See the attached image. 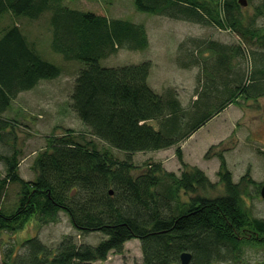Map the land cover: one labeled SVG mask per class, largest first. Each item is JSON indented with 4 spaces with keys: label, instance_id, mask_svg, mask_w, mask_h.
Here are the masks:
<instances>
[{
    "label": "trees",
    "instance_id": "trees-1",
    "mask_svg": "<svg viewBox=\"0 0 264 264\" xmlns=\"http://www.w3.org/2000/svg\"><path fill=\"white\" fill-rule=\"evenodd\" d=\"M64 2L0 0V21L6 15L12 18L0 26V144L7 146L0 150L5 171H0V239L3 231L17 232L33 218L40 224L57 222L61 211L78 232L105 236L93 245L64 235L55 248L31 236L4 248L0 264H92L107 259L111 251L121 252L135 238L141 241V264H182L183 251L192 253L189 264H212L239 257L244 245L264 246V218L252 215L244 202L247 185L255 182L250 171L234 181L226 156L217 152L225 192L211 195L216 182L184 161L180 146L228 103L264 94V24L257 25V18H264V0L254 4L253 15L244 14L246 5L239 0H134L139 11L209 23L240 36L239 43L231 44L193 39L185 53L191 58L182 65L198 64L202 74L189 106L174 88L158 91L150 86V61L121 67L101 63L121 49H145L149 41L143 23ZM46 12L50 46L65 61L80 63L75 62L80 66L69 103L105 145L81 139L71 128L52 133L34 158L35 177L29 180L20 173L23 150L16 138L21 123L6 113L19 94L64 71L37 47L28 23L20 22ZM175 145L180 174L162 162L137 167L133 160L137 151ZM12 184L20 188L15 203L8 201Z\"/></svg>",
    "mask_w": 264,
    "mask_h": 264
},
{
    "label": "rangeland",
    "instance_id": "rangeland-1",
    "mask_svg": "<svg viewBox=\"0 0 264 264\" xmlns=\"http://www.w3.org/2000/svg\"><path fill=\"white\" fill-rule=\"evenodd\" d=\"M245 15H253L254 4L246 0ZM72 8L92 10L114 18H126L137 23H143L147 30L149 45L142 50L121 49L101 63L108 66H125L150 61L148 83L158 91L166 87L174 88L182 103L189 106L196 98V89L202 74L201 66L191 64L184 67L182 61L189 60L186 50L192 48L196 39H215L226 44L239 43L240 36L231 30H224L212 24H200L190 20L172 18L160 14L142 12L136 9L134 0H65ZM49 12L36 19H24L27 22L31 37L37 42V47L50 61L64 66V71L56 79L43 80L32 91H24L16 98L9 117H18L20 125L17 128L16 144L23 150L20 162V173L26 179H33L32 168L34 158L47 144L46 137L52 133L62 134L71 128L81 136V139H93L99 147L105 143L90 132L89 127L75 114L69 103L70 93L74 87L78 61H65L63 56L50 46L51 31L47 29ZM0 21V26L12 19L6 15ZM264 24V18H257V25ZM192 38V40H191ZM194 39V40H193ZM247 53L251 52L248 44H243ZM253 48L256 46L253 45ZM78 62V63H75ZM250 68V66H248ZM202 78V77H201ZM239 104L230 102L206 124L195 131L189 138L183 140L180 146L184 161L199 166L205 171L211 181L216 182L211 195L223 194L224 185L220 181L218 170L220 166L217 152L226 156L228 167L234 181L250 171L254 183L247 185L244 192V202L252 215L264 218V198L260 188L264 182V94L257 99L239 100ZM212 147H214L212 149ZM210 150V156L206 157ZM7 149L0 144V150ZM116 154L124 158L125 152ZM135 164L144 166L147 161L162 162L167 170L180 174L183 166L176 155V145L161 150L137 151L132 154ZM0 171L4 166L0 163ZM19 185L12 184L8 188V201L15 203ZM183 197H187L183 193ZM0 239V260L2 250L9 246H19L28 237L38 235L47 245L56 247L64 235H73L76 242L97 244L105 235L100 232L82 234L78 232L69 216L61 211L57 222L40 224L36 218L29 220L17 232L3 231ZM239 257L219 260L212 264H264V246L256 244L244 245L239 251ZM239 259V261L237 260ZM143 251L139 239L125 242L121 252L111 251L104 261L92 264H141Z\"/></svg>",
    "mask_w": 264,
    "mask_h": 264
},
{
    "label": "water",
    "instance_id": "water-1",
    "mask_svg": "<svg viewBox=\"0 0 264 264\" xmlns=\"http://www.w3.org/2000/svg\"><path fill=\"white\" fill-rule=\"evenodd\" d=\"M239 2L242 5H246L247 4L246 0H239ZM110 192L112 193L113 191L110 190ZM260 193H261V196L264 198V182L261 185ZM191 259H192V253L190 251H183L181 253V263L182 264H189Z\"/></svg>",
    "mask_w": 264,
    "mask_h": 264
}]
</instances>
